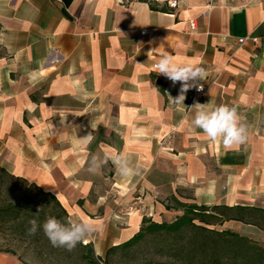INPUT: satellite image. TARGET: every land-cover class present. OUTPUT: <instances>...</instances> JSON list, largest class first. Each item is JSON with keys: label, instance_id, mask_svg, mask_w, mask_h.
<instances>
[{"label": "crops", "instance_id": "0c3cea01", "mask_svg": "<svg viewBox=\"0 0 264 264\" xmlns=\"http://www.w3.org/2000/svg\"><path fill=\"white\" fill-rule=\"evenodd\" d=\"M167 1L0 0V164L95 225L85 243L102 259L145 217L182 214L166 208L173 195L264 208V0ZM246 36L256 40L239 45ZM166 51L205 69L203 95L172 101L181 82L155 69ZM195 103L235 107L246 142L211 141L190 123ZM106 153L126 154L138 174L111 160L90 173ZM234 224L264 244V230L224 226Z\"/></svg>", "mask_w": 264, "mask_h": 264}, {"label": "trees", "instance_id": "16d2710c", "mask_svg": "<svg viewBox=\"0 0 264 264\" xmlns=\"http://www.w3.org/2000/svg\"><path fill=\"white\" fill-rule=\"evenodd\" d=\"M155 79L158 88L164 92L163 82ZM166 208L182 214L171 222H156L145 217L140 231L130 240L111 247L103 259L96 256L92 243H77L69 251L54 247L42 228L48 217H55L63 224L71 221L58 197L13 175L0 164V235L25 244L26 255L33 252L39 257L61 258L69 254L72 258L77 256L84 264H113V258L119 252L134 255L146 249L150 250L151 257L138 264H264V244L224 226L226 222L235 221L264 230V208L199 204L184 201L176 195L168 198ZM33 219L38 227L35 234L29 235V221ZM0 252L18 256L26 263L16 247L0 248Z\"/></svg>", "mask_w": 264, "mask_h": 264}, {"label": "clouds", "instance_id": "9594fccd", "mask_svg": "<svg viewBox=\"0 0 264 264\" xmlns=\"http://www.w3.org/2000/svg\"><path fill=\"white\" fill-rule=\"evenodd\" d=\"M155 68L158 74L164 75L173 84L181 82L180 94L172 100L177 105H184L185 93L190 88L202 90L203 85H200L198 81L204 79L205 69L193 61H178L166 51L156 62ZM208 104L195 103L190 108L194 111L190 121L191 125L202 130L211 141L221 142L226 149L244 144L248 139V128L235 107L220 105L209 108ZM92 139L93 136L90 133L81 138V143L87 146ZM109 160L116 166L118 174L122 177H132L139 172V165L132 166L124 153H106L102 158L92 156L88 171L93 174L97 173ZM29 223L31 225L28 230L29 235L35 234L38 227L37 221L33 219ZM42 228L54 247H64L69 251L75 248L77 243L86 242L87 238L96 231V226L88 221H69L63 224L55 217H48Z\"/></svg>", "mask_w": 264, "mask_h": 264}, {"label": "rangeland", "instance_id": "374dc122", "mask_svg": "<svg viewBox=\"0 0 264 264\" xmlns=\"http://www.w3.org/2000/svg\"><path fill=\"white\" fill-rule=\"evenodd\" d=\"M9 171V170H8ZM187 194H189L187 192ZM233 230L244 232L246 228L244 226H241V224H234ZM8 246L16 247L19 254H22L24 257V261L27 264H84L81 263L77 256L71 257L69 254L63 255L61 258H58L56 256H43L39 257L37 254H34L33 252L25 254V244L18 243L10 236H4L0 235V248H5ZM150 250L143 249L141 251H137L134 255L133 254H124L122 252L117 253L113 258V264H138L141 262H145L147 259H149ZM22 262L18 256L0 252V264H26Z\"/></svg>", "mask_w": 264, "mask_h": 264}, {"label": "built area", "instance_id": "2783aa9c", "mask_svg": "<svg viewBox=\"0 0 264 264\" xmlns=\"http://www.w3.org/2000/svg\"><path fill=\"white\" fill-rule=\"evenodd\" d=\"M167 2H168V5L170 6V8L177 9L180 7L182 0H168ZM191 28L193 30L196 29L195 21H191ZM254 40H256V39L252 36L240 37L238 39V43H239V45H243V44L247 43L248 41H254ZM200 85H203V84H200ZM180 88H181V86L179 87V90H180ZM194 91L198 95H203L206 92V87L203 85L202 90H197L195 88Z\"/></svg>", "mask_w": 264, "mask_h": 264}]
</instances>
